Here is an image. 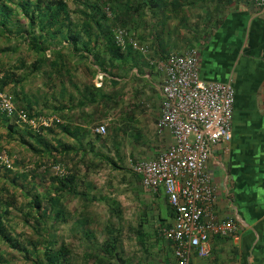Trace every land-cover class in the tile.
<instances>
[{"label":"crops","instance_id":"crops-1","mask_svg":"<svg viewBox=\"0 0 264 264\" xmlns=\"http://www.w3.org/2000/svg\"><path fill=\"white\" fill-rule=\"evenodd\" d=\"M153 2L158 4L152 8L151 27L147 29L146 24L139 23L136 36L146 52L142 49L136 52L130 44L123 49L128 55L124 71L129 73L128 80L132 78L129 90L131 87L135 90L134 97L132 91L126 94L125 109L116 113L117 125L125 133L123 137L132 138L126 140L123 147L126 162H131V166L137 161L156 159L172 144L169 131L158 133L157 130L165 79L161 64L171 53L198 48L200 78L231 81L237 90L233 138L215 148L208 166L219 188V209L223 216L235 219L240 236H213L211 255L201 258L195 253L193 261L195 264H264V11L252 0ZM90 71L93 69H89V74ZM75 75L71 76L74 89L70 91L62 86L57 97L56 136L60 141L55 147L61 151L69 146L70 152L77 157L93 149L100 157L106 147L96 128L111 123L112 97L108 94L106 100L103 92V104L97 102L100 92L92 93L85 90L86 87L82 90L83 80L75 79ZM102 76L111 84L120 81L118 77L111 79L107 73ZM87 79L92 83L91 75ZM134 99L136 103L131 107L128 102ZM4 118L8 124L0 122V131H3L1 126L14 124L16 132L18 127L14 119L5 115ZM133 126H136L135 133ZM18 134L9 133V138L18 139L20 145L26 146ZM66 136L70 138L67 142L64 141ZM137 179L142 184L139 176ZM150 194L152 200L160 202L157 212L160 227L172 224L175 212L164 191ZM160 243L161 248L166 249L159 255L161 264H176L172 244L165 240Z\"/></svg>","mask_w":264,"mask_h":264},{"label":"rangeland","instance_id":"rangeland-1","mask_svg":"<svg viewBox=\"0 0 264 264\" xmlns=\"http://www.w3.org/2000/svg\"><path fill=\"white\" fill-rule=\"evenodd\" d=\"M64 1L67 3L70 21L78 26L79 33L86 38L83 21L91 14L86 4L95 0ZM133 1L134 4H142V0L139 1L140 3ZM121 4L123 7L125 0ZM103 11L108 18L104 23L112 28L113 38L115 39L118 32L122 31L127 43L130 44L132 31L128 34L129 30L123 22L119 18L115 19L111 5L107 4ZM142 11L145 16L140 17L139 23L146 24L148 29L151 27L152 10L146 7ZM92 26L93 33H98L99 29L96 25L92 23ZM22 28L26 29L25 21L22 23ZM147 34L150 35V33L145 35ZM135 42L138 43L137 40ZM130 45L136 52L140 49L145 51L140 44L138 47ZM70 52L68 47L63 50L69 61V67L64 72L66 75L63 74L64 78L56 75L53 81H50L47 76L41 74L38 78L30 79L25 90L26 99L31 100L32 110L28 112L37 121L39 127L32 129L16 122L13 118L18 127L14 135L17 136L19 133V136L33 143V147L39 150L50 148L52 152L62 151H58L59 148L55 147L58 140L60 141L56 136L58 128L56 122L44 127L38 123V120L43 117H57L58 94L62 86H65L62 89L68 88L70 91L74 89V80L71 78L74 73L75 79L83 80L82 90L84 87L85 90L90 89L93 85L102 88L103 91L100 92L102 94L99 93L97 102L103 104V92L106 93V100L108 94H111L110 109L113 119L107 125V133L101 135L106 150L101 157L96 156L92 150L87 154L82 152L79 157L72 152L62 156L59 154V162L54 164L51 154L44 151L41 156L32 152L28 145L23 147L18 143L20 142L18 139H15L16 142L9 138L8 125L1 126L3 131H0V199L3 202L10 201V206H6L9 212L6 216L0 217V222L14 245L10 247L8 242L4 243L0 238V264H37L36 254L43 257L47 245L44 223L48 222L51 225L50 217L54 218L56 214L52 236L56 240L55 247L62 246L66 250L65 264H161L159 255L162 251L166 252V249L161 248L160 245L163 241L159 235L161 223L157 220L160 202L151 199L150 191L140 184L134 175L131 162H126L127 155L123 147L126 145V140L132 138L127 135L123 137L124 132L116 122V113L125 109L126 94L132 91V87L129 90L132 78L128 80L129 73L123 71L122 77H119V84L115 86L108 78L102 76V72L89 64L88 60H82L79 55L74 56ZM1 59L8 61L7 56ZM89 66L93 69L90 74ZM90 75L92 83L87 82ZM131 95L134 97L135 90ZM121 98L122 104H119ZM135 103L136 99L128 102L131 107ZM100 119L102 121L103 118ZM0 122L8 124L4 114L0 115ZM135 128L136 126L132 127L133 133ZM69 139L66 136L64 141L67 142ZM8 161L11 167H7ZM109 161L116 166L113 167ZM36 163L41 165L37 166ZM58 167L60 170L57 169ZM67 176L74 177L72 183L67 181V186H76L79 195L66 191L67 186L61 185L55 179ZM37 196L43 198L42 203L53 197L56 200V210L52 211L47 207L44 213L42 209L39 214L30 213L32 198ZM107 245H111L112 250L106 248Z\"/></svg>","mask_w":264,"mask_h":264},{"label":"built area","instance_id":"built-area-1","mask_svg":"<svg viewBox=\"0 0 264 264\" xmlns=\"http://www.w3.org/2000/svg\"><path fill=\"white\" fill-rule=\"evenodd\" d=\"M252 2L264 11V0ZM115 39L122 48L128 44L122 31ZM129 42L138 47L134 40ZM161 69L165 79L157 130L169 131L173 142L158 158L137 161L131 168L148 191L163 190L175 212L174 222L161 226L159 235L172 244L176 264H195V253L201 258L211 255L213 236H240L235 219L223 216L219 209V188L208 166L215 148L232 138L235 89L231 81L200 78V54L196 47L171 53ZM0 113L32 129L39 127L29 112L17 106L13 96L2 89ZM57 121V117H43L38 123L49 127ZM96 132L105 135L107 126H98ZM7 167H11L9 161Z\"/></svg>","mask_w":264,"mask_h":264},{"label":"trees","instance_id":"trees-1","mask_svg":"<svg viewBox=\"0 0 264 264\" xmlns=\"http://www.w3.org/2000/svg\"><path fill=\"white\" fill-rule=\"evenodd\" d=\"M122 1H88L86 6L90 9L91 14L83 21V28L86 31V38H84L79 33L78 26L70 21L67 3L64 0H0V89L13 95L17 106H21L27 111L32 110L31 100L26 99L27 84L30 83L31 78H38L41 74L47 76L50 81H53L56 75L64 78L63 74L69 67L68 56L63 54L66 47L70 48L71 55H79L82 60H88L89 64L94 66L96 70L107 73L111 79L122 77V72L125 69L123 65L126 64L128 55L126 56L123 49L115 42L112 28L104 23V20H108V18L103 9L107 4H110L115 19L118 20L119 18L123 22L129 30L128 34L132 31L130 38L136 41V39L139 40L136 36L142 18L141 10L146 7L152 10L158 4L157 2L152 4V0H143L142 4H134L133 0H125L122 7ZM24 21L26 22V29L22 28ZM92 23L99 29L98 33H93ZM12 24L15 25L12 26ZM12 45L14 46L12 47ZM6 56L8 61L1 59ZM89 69H91L90 66ZM117 84L119 82L115 80L113 85L116 86ZM8 87L10 88L8 89ZM89 91L93 93L103 90L101 87L93 85ZM14 127V124L8 125L10 134L14 133ZM23 139L21 138L23 143L28 145L32 152L41 156L44 151L51 154L55 161L54 164H58L59 154L62 156L70 153L69 146H65L61 152H52L50 148L39 150L33 147V143ZM38 142L40 141L38 140ZM92 152L95 154L93 149ZM109 163L113 167L116 166L111 161ZM36 165L40 166L41 164L36 163ZM24 175L22 174V176ZM55 179L61 185L67 186V181L72 183L74 177H56ZM65 190L75 195L80 194L74 185H68ZM42 199L40 196L32 198L30 213L39 214L41 209L44 213L48 208L52 211L56 210V200L53 197L48 198L46 203H42ZM9 202H3L0 199V217L6 216L9 212L6 208V206H10ZM56 217L57 214L54 218ZM54 218L50 217L51 225L48 222L44 223L47 245L43 257L38 253L36 254L37 264H65L66 250L62 246L56 248V240L52 236ZM3 226L0 222V238L12 247L14 242L8 238L7 231ZM106 248L112 250L111 245H107Z\"/></svg>","mask_w":264,"mask_h":264},{"label":"flooded vegetation","instance_id":"flooded-vegetation-1","mask_svg":"<svg viewBox=\"0 0 264 264\" xmlns=\"http://www.w3.org/2000/svg\"><path fill=\"white\" fill-rule=\"evenodd\" d=\"M232 83V82H231ZM232 85H233V87H234V89H235V104H234V115H233V124H234V121H235V117H236V115H235V112H236V100H237V90H236V88H235V86H234V84L232 83ZM232 138H233V126H232ZM232 138H231V140H232ZM230 140V141H231Z\"/></svg>","mask_w":264,"mask_h":264}]
</instances>
